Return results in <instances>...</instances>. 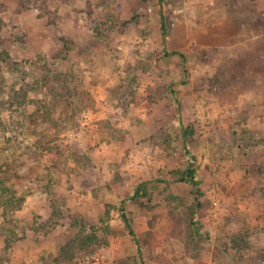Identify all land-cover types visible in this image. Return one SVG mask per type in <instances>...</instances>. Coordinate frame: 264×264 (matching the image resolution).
<instances>
[{"label": "rangeland", "instance_id": "rangeland-1", "mask_svg": "<svg viewBox=\"0 0 264 264\" xmlns=\"http://www.w3.org/2000/svg\"><path fill=\"white\" fill-rule=\"evenodd\" d=\"M12 192L0 264H264V0H0Z\"/></svg>", "mask_w": 264, "mask_h": 264}, {"label": "trees", "instance_id": "trees-1", "mask_svg": "<svg viewBox=\"0 0 264 264\" xmlns=\"http://www.w3.org/2000/svg\"><path fill=\"white\" fill-rule=\"evenodd\" d=\"M160 13H161L160 14V18H161V28H162V32L164 34H166L165 16L162 13V11ZM167 54H181V56L184 58L183 54L180 53L179 51H171V52H169ZM184 134H185V138H187L188 133L186 132V130H184ZM170 172L171 173H174L181 180L188 182L190 185H192L194 187V191H193L194 199H195V206H194V208L196 210L198 207H200L201 204H202V201L200 199V196L203 194V191H202L201 186H200V183L201 182H200L199 178L197 177V166H195V164H194V159L190 160L185 167H176V168L171 169ZM157 180H159V181H165L163 178H157ZM143 184H141L140 185L141 187H138L136 191L139 192L142 189V187H144ZM12 198H14L13 192L9 196L7 195V197L5 198V200L2 203L0 202V205L3 206V205H6L7 204L6 207H8V205L10 206V204L13 203V199ZM112 206H115V205L113 204ZM6 207H5L4 211L1 213L2 216H3L4 222H6V220H7V214H8V211H9V209L7 210ZM118 208H119V214L123 218V220L125 222V225H126L127 229L129 230V233L133 236V238L137 242V245H138L137 248H138L139 256L141 258V264H145V262L143 260V257H142V250H141V248L139 246V243H138V238H137V236L135 234V231H134V228L132 227V224L130 223V221L128 220V218H127V216L125 214L124 207L122 205H120V206H118ZM7 221H9V220H7ZM192 223H194V221H192ZM9 237H10V233H8L7 236L5 234V241H6V246L7 247L10 246Z\"/></svg>", "mask_w": 264, "mask_h": 264}]
</instances>
